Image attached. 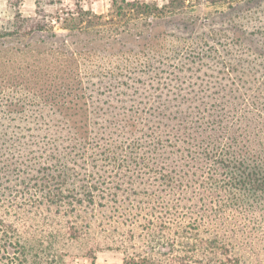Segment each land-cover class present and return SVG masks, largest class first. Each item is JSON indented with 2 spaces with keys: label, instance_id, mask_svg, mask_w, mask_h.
<instances>
[{
  "label": "rangeland",
  "instance_id": "obj_1",
  "mask_svg": "<svg viewBox=\"0 0 264 264\" xmlns=\"http://www.w3.org/2000/svg\"><path fill=\"white\" fill-rule=\"evenodd\" d=\"M192 1L152 20L181 48L171 60L99 51L57 71L39 62L46 31L0 38V139L18 140L0 149V240L22 264H264V188L233 180L237 158L262 171L264 150L245 157L231 138L255 119L264 137V0ZM76 2L111 9L43 11ZM19 10L34 16L33 0ZM14 14L0 0V25ZM0 264L18 263L0 251Z\"/></svg>",
  "mask_w": 264,
  "mask_h": 264
},
{
  "label": "trees",
  "instance_id": "obj_2",
  "mask_svg": "<svg viewBox=\"0 0 264 264\" xmlns=\"http://www.w3.org/2000/svg\"><path fill=\"white\" fill-rule=\"evenodd\" d=\"M189 1L192 0H167L164 4L158 6L153 2L148 3L138 0H111V9L106 14L93 13L76 2L73 9H61V14L56 12L54 15H47L43 11V5L61 4L62 0H33L35 5L34 16L24 17L19 10L22 0H8L9 4L14 8L15 14L11 21L5 23L4 27L0 25V38H12L27 34H39L45 37L46 34L42 32L46 31L49 37L42 42L44 46L42 50L45 53L50 51L52 55L47 57L43 52L42 59L39 62L49 65L57 71L61 68V62H65L72 69H76L79 62L77 58L82 57L90 60L99 51L104 53L107 58L114 57L120 60L127 53H133L134 55V53L140 52V49H142L146 52L151 51L162 54L171 60L178 56L181 48L172 47L166 42L164 32L161 35H152V29L155 25H153L152 20L169 18L182 13V10L188 5L186 3ZM218 1L221 0H208L212 4ZM55 23L59 24L62 29L67 30V33L57 35L53 31V24ZM34 64L36 66L38 61L36 63L34 60L31 61V65ZM73 114L69 113L70 116ZM259 122V120L255 119L251 122L252 128L248 127L245 132L240 131L238 133L237 131L236 133L235 129L237 128L233 129V137L231 138L239 142L241 146L239 151L245 157L248 155V157L255 156V158L259 159V151H252L254 147H249L250 145H255V148L264 150V137L258 135L259 129L263 128ZM88 135V127H85V130L82 131V137L87 140ZM82 137L80 139L84 142L85 140ZM159 141L161 139L157 137L156 142L159 143ZM15 142H18V140L0 139V149L10 147L15 149L18 147L13 144ZM23 144L25 143L21 142L22 150L27 149V153L30 150L32 152V149ZM237 160L236 164L239 166L240 171L238 179L234 178L233 180H237L239 185H250L251 187L248 186L250 189L253 187L260 191L261 188H264V164H262V171L255 167L245 171L244 161L238 158ZM217 163L222 168L227 166L224 161H217ZM16 242L19 243L18 240ZM21 248L23 249L22 246ZM21 248L19 249L18 247L19 250H17L9 239L0 240L1 257L10 262L15 261L18 264H22L24 255ZM133 260L131 261L132 264H138L148 262L149 259ZM184 260L185 257L173 259L172 262L188 264ZM225 260L231 263L235 261L227 257ZM223 264L225 263L223 262ZM233 264H238V262Z\"/></svg>",
  "mask_w": 264,
  "mask_h": 264
}]
</instances>
